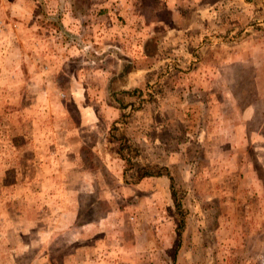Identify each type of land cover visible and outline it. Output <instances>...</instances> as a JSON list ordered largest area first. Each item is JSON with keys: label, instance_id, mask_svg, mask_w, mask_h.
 Returning <instances> with one entry per match:
<instances>
[{"label": "rangeland", "instance_id": "1", "mask_svg": "<svg viewBox=\"0 0 264 264\" xmlns=\"http://www.w3.org/2000/svg\"><path fill=\"white\" fill-rule=\"evenodd\" d=\"M0 264H264V0H0Z\"/></svg>", "mask_w": 264, "mask_h": 264}, {"label": "trees", "instance_id": "2", "mask_svg": "<svg viewBox=\"0 0 264 264\" xmlns=\"http://www.w3.org/2000/svg\"><path fill=\"white\" fill-rule=\"evenodd\" d=\"M129 66H127L126 64H123V68L120 71V73L117 75V78L115 79H120L123 81V77L126 74V72H128L129 70ZM113 81V80H112ZM108 92V98L110 100L111 105H113L116 109H118L120 111L118 120H116L111 127V130L109 132V137L110 140H118L119 143V147L116 150V155L117 157L124 161V163H126V165H128L126 167V169L124 170L125 173L126 172H130L131 170L133 171V177H132V184L137 183L139 180L143 179V178H148V177H157V176H161V175H166L167 174L163 173L166 170L164 168L158 167L155 164L152 165H140L138 166L137 164H134L131 160L132 157H137V153H138V149L135 146H132L129 144V140L128 137L126 136V133L124 132L123 128H119L117 127V125H122L121 127L127 125V123H129L131 116L138 111L141 106L142 103L144 101H133V99H138L141 97V91L139 89H133V90H120V91H116V90H110L107 91ZM128 97L129 99H131L130 102H127L126 104H119V101H115L117 97ZM149 100V99H148ZM147 100V101H148ZM112 101H115L114 104L112 103ZM127 109V112H125V110ZM119 123V124H116ZM123 150H125V152H123ZM124 173V174H125ZM175 207L178 208V204L175 203Z\"/></svg>", "mask_w": 264, "mask_h": 264}, {"label": "crops", "instance_id": "3", "mask_svg": "<svg viewBox=\"0 0 264 264\" xmlns=\"http://www.w3.org/2000/svg\"><path fill=\"white\" fill-rule=\"evenodd\" d=\"M136 70V69H135ZM118 71H119V69H118ZM117 74V73H116ZM127 79V78H126ZM127 87V85L125 86V85H123V86H119L118 88L119 89H116V91H120V90H124L125 88Z\"/></svg>", "mask_w": 264, "mask_h": 264}]
</instances>
